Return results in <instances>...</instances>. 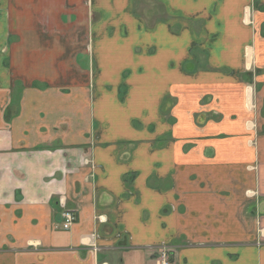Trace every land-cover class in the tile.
Masks as SVG:
<instances>
[{"label":"crops","instance_id":"0c3cea01","mask_svg":"<svg viewBox=\"0 0 264 264\" xmlns=\"http://www.w3.org/2000/svg\"><path fill=\"white\" fill-rule=\"evenodd\" d=\"M161 247L264 264V0H0V264Z\"/></svg>","mask_w":264,"mask_h":264},{"label":"built area","instance_id":"2783aa9c","mask_svg":"<svg viewBox=\"0 0 264 264\" xmlns=\"http://www.w3.org/2000/svg\"><path fill=\"white\" fill-rule=\"evenodd\" d=\"M61 228L66 230L69 229L75 222L76 216L74 211L68 208H63L61 211ZM158 264H168V251L166 247H161L158 252Z\"/></svg>","mask_w":264,"mask_h":264}]
</instances>
